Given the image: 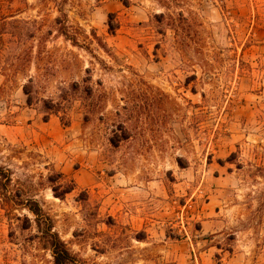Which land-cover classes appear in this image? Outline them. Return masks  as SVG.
Masks as SVG:
<instances>
[{
	"label": "rangeland",
	"instance_id": "obj_1",
	"mask_svg": "<svg viewBox=\"0 0 264 264\" xmlns=\"http://www.w3.org/2000/svg\"><path fill=\"white\" fill-rule=\"evenodd\" d=\"M26 2L31 63L0 64V264H53L34 204L74 264H264V0ZM29 78L62 111L28 106Z\"/></svg>",
	"mask_w": 264,
	"mask_h": 264
},
{
	"label": "trees",
	"instance_id": "obj_2",
	"mask_svg": "<svg viewBox=\"0 0 264 264\" xmlns=\"http://www.w3.org/2000/svg\"><path fill=\"white\" fill-rule=\"evenodd\" d=\"M22 6H27L26 0H0V64L7 73L12 74L25 71L31 63L32 50L27 51L29 48L25 49V46L33 41L38 32V22L35 19L24 20L19 18L22 13ZM54 24L58 26V34L65 40L71 41L73 45H77L76 39L71 38L68 34L65 20L57 18L54 20ZM30 48L33 49L31 46ZM31 86H33V80L29 78L23 86V93L27 97L26 103L28 106H31L33 102H42L43 110L46 113H59L62 111V102L54 103L52 99L40 100L32 94ZM59 90L64 91V88H59ZM27 207L37 217L36 225L38 229L43 228L41 234L51 250L53 264H74L75 257L69 252L58 235L52 232L51 220L46 218L40 221L42 219L41 210L37 205Z\"/></svg>",
	"mask_w": 264,
	"mask_h": 264
}]
</instances>
